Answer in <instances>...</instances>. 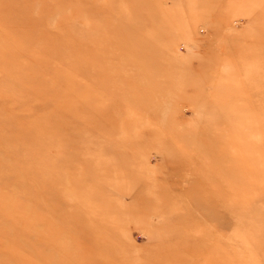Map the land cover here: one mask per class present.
I'll return each mask as SVG.
<instances>
[{"label":"rangeland","instance_id":"rangeland-1","mask_svg":"<svg viewBox=\"0 0 264 264\" xmlns=\"http://www.w3.org/2000/svg\"><path fill=\"white\" fill-rule=\"evenodd\" d=\"M0 264H264V0H0Z\"/></svg>","mask_w":264,"mask_h":264},{"label":"bare ground","instance_id":"bare-ground-1","mask_svg":"<svg viewBox=\"0 0 264 264\" xmlns=\"http://www.w3.org/2000/svg\"><path fill=\"white\" fill-rule=\"evenodd\" d=\"M79 60H80V59H79ZM77 61H78V59H77ZM38 125H39V124H38ZM39 126H40V125H39ZM31 127H33V126H31ZM34 128H35V127H34ZM38 128H39V127H38ZM25 133H26V132H25ZM25 133H24V134H25ZM27 137H28V135H27ZM180 137H181V136H180ZM31 142H32V141H31Z\"/></svg>","mask_w":264,"mask_h":264}]
</instances>
